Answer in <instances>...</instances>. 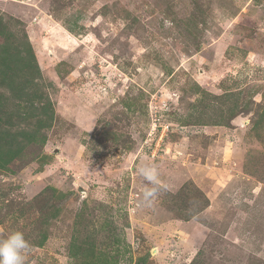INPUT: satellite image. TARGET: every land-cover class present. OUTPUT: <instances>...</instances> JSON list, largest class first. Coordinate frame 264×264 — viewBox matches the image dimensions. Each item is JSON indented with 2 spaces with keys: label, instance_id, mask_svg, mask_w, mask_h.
<instances>
[{
  "label": "rangeland",
  "instance_id": "rangeland-1",
  "mask_svg": "<svg viewBox=\"0 0 264 264\" xmlns=\"http://www.w3.org/2000/svg\"><path fill=\"white\" fill-rule=\"evenodd\" d=\"M15 231L25 264H264V0H0Z\"/></svg>",
  "mask_w": 264,
  "mask_h": 264
},
{
  "label": "clouds",
  "instance_id": "clouds-1",
  "mask_svg": "<svg viewBox=\"0 0 264 264\" xmlns=\"http://www.w3.org/2000/svg\"><path fill=\"white\" fill-rule=\"evenodd\" d=\"M137 174L144 185L141 203L153 207L162 189L167 186L162 182L158 165L145 161L138 165ZM31 245L23 232H12L4 240H0V264H25L26 254Z\"/></svg>",
  "mask_w": 264,
  "mask_h": 264
},
{
  "label": "trees",
  "instance_id": "trees-1",
  "mask_svg": "<svg viewBox=\"0 0 264 264\" xmlns=\"http://www.w3.org/2000/svg\"><path fill=\"white\" fill-rule=\"evenodd\" d=\"M30 46V45H29ZM12 48V46L11 45H7V46H5V49H7V50H10ZM22 50H25L26 52H30V58H27V56L26 55H24V56H19V55H17V56H14L13 57V55L10 57H7L8 58V61L11 63L13 60H15L16 58H19L18 59V61L19 62H21V65H24V67L25 66H28V68L30 69L29 71L30 72H32V70H33V66H30L29 64H31V60H32V62H34V60H36L35 59V57H34V55H33V49L32 48H29V47H27V48H25L24 49V47H23V49ZM16 54H18V52H16ZM17 62V61H16ZM37 62V61H36ZM17 64H18V62H17ZM19 66V65H18ZM9 67H11V65L9 64ZM38 67V65L36 66V68ZM21 90H25V89H21ZM31 99V98H30Z\"/></svg>",
  "mask_w": 264,
  "mask_h": 264
}]
</instances>
